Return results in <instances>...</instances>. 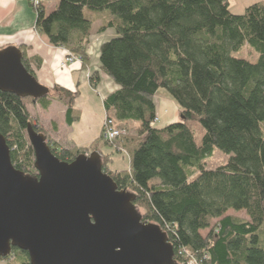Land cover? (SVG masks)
Segmentation results:
<instances>
[{
	"label": "trees",
	"instance_id": "1",
	"mask_svg": "<svg viewBox=\"0 0 264 264\" xmlns=\"http://www.w3.org/2000/svg\"><path fill=\"white\" fill-rule=\"evenodd\" d=\"M56 1L50 13L43 4L34 8L35 30L83 67L93 24L84 9L108 11L100 31L116 35L100 46L98 60L118 89L103 108L108 120L136 124V131L117 128L122 134L110 145L100 135L87 148H62L31 117L28 104L47 109L60 101L71 125L80 119L72 105L78 92L55 85L34 100L0 91V136L15 170L38 177L27 127L45 136L66 164L100 152L104 172L119 191L135 195L138 218L164 233L175 263L192 256L199 264H264V1L242 14H233L228 0ZM19 50L35 76L31 62L38 68L40 61ZM92 80L95 86L98 76ZM162 88L180 108L181 122L159 128L154 98ZM196 122L204 131L200 144L191 128ZM107 147L128 156L126 169L106 167L113 153H105ZM214 149L229 159L207 171L203 161ZM229 210L248 220L226 215ZM11 256L6 264H30L18 249Z\"/></svg>",
	"mask_w": 264,
	"mask_h": 264
},
{
	"label": "water",
	"instance_id": "2",
	"mask_svg": "<svg viewBox=\"0 0 264 264\" xmlns=\"http://www.w3.org/2000/svg\"><path fill=\"white\" fill-rule=\"evenodd\" d=\"M14 47L0 49V91L41 99L37 83ZM34 179L17 172L0 136V258L13 249L30 264H177L159 227L140 221L135 195L119 191L104 172L100 152L72 163L58 160L45 136L27 127Z\"/></svg>",
	"mask_w": 264,
	"mask_h": 264
},
{
	"label": "crops",
	"instance_id": "3",
	"mask_svg": "<svg viewBox=\"0 0 264 264\" xmlns=\"http://www.w3.org/2000/svg\"><path fill=\"white\" fill-rule=\"evenodd\" d=\"M262 1L264 0H228L229 10L233 14H242L247 6ZM46 2L42 3L43 7L46 13H50L55 9L57 1L51 0L48 4ZM107 18L104 17L96 30L91 32L86 48L89 63L83 67L77 62L74 64L66 62L64 48L50 45L44 36L38 34L35 30L36 12L30 0H0V49L8 46L18 49L24 47L29 59L40 61L38 68L31 62L38 84L48 89L58 85L69 92L79 94L72 105L80 112V119L71 125L66 124V105L62 102L54 100L47 109L32 105L31 117L40 128L48 132L47 136L62 148L71 146L87 148L99 139L102 122L107 116L102 102L118 89L117 85L100 70L98 60L100 46L116 35L113 29L100 31ZM94 75L98 76L95 86L92 84L95 81L92 80ZM107 149L109 148L104 149L105 153L109 152ZM112 160L111 157V162ZM110 163L106 165L109 170ZM0 264L5 263L0 261Z\"/></svg>",
	"mask_w": 264,
	"mask_h": 264
},
{
	"label": "rangeland",
	"instance_id": "4",
	"mask_svg": "<svg viewBox=\"0 0 264 264\" xmlns=\"http://www.w3.org/2000/svg\"><path fill=\"white\" fill-rule=\"evenodd\" d=\"M50 1L51 0L47 1L46 3L48 4ZM47 4H45V6ZM107 14H108V11L97 12V11H90L88 9H84V16L93 21V24L91 26V28H92L91 32H94V30H96V27L101 24L100 22L102 21V18L104 19V17H106ZM64 50L66 51V49H64ZM242 53L243 54H241V55H243L244 57H247V55H248L247 52L243 51ZM80 64L82 65L81 61H80ZM154 101L156 104V112H157V116H158V123L156 125L157 127L163 128V126H166L169 124H174V122L175 123L181 122L180 108L178 107L175 100H172V98L170 97L167 90H165L163 88L160 89L158 91V93L156 94ZM28 107H29L28 108L29 112H31V114H32V111H33L32 106L30 104H28ZM166 120H168V121H166ZM115 126L117 128L125 129L127 131V133H129V134H131V133L133 134L136 131V128H135L136 124H132V123L131 124H118L117 123ZM191 126H192L191 127L192 131L194 132L195 142H196V144H200L201 143L200 140L202 138V135L204 134V131L202 130V128L198 124V122L192 123ZM45 133L47 135L48 132H45ZM100 135L102 136V134H100ZM110 144H108V145H110ZM107 150L109 151L108 152L109 154H110V152H113V154L111 156L113 160L109 164L110 169L122 171L123 169L127 168L128 156H126L124 152L117 153V152H114V150L112 148H109ZM228 159H229L228 155L214 149L212 151V154L204 159V161H203L204 169L209 171V170H214L216 168H219V166L226 165ZM226 215L231 216V217H233V216L238 217L242 220H244V219L248 220V217L244 214V212L242 213V212H236L234 210H232V211L229 210V211H227ZM208 231L209 230H204L201 232V234L204 236L208 233ZM9 259L10 258L7 257V259H4L5 261H2V260H0V261L6 264L7 263L6 261L9 262V261L13 260L12 256H11V260H9ZM184 262L186 264H199V262L194 260V257L193 258L191 257L190 259L188 258Z\"/></svg>",
	"mask_w": 264,
	"mask_h": 264
},
{
	"label": "built area",
	"instance_id": "5",
	"mask_svg": "<svg viewBox=\"0 0 264 264\" xmlns=\"http://www.w3.org/2000/svg\"><path fill=\"white\" fill-rule=\"evenodd\" d=\"M44 0H30L31 5L33 8L39 7L40 4L43 3ZM66 62L69 64H74V62L80 63V59L78 57L72 56L69 52L66 51ZM157 122V117L153 120L152 125ZM101 134L104 138V140L110 144L114 139L118 138L120 134H122V131L117 129L115 124L109 119L105 117V119L102 122V130ZM88 156V155H86ZM192 257V256H191ZM190 257V258H191ZM189 258V259H190ZM186 264V263H183Z\"/></svg>",
	"mask_w": 264,
	"mask_h": 264
}]
</instances>
